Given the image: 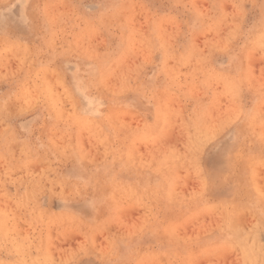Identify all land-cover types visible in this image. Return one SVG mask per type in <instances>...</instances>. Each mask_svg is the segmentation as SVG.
Instances as JSON below:
<instances>
[{"label":"rangeland","instance_id":"1","mask_svg":"<svg viewBox=\"0 0 264 264\" xmlns=\"http://www.w3.org/2000/svg\"><path fill=\"white\" fill-rule=\"evenodd\" d=\"M247 258L264 0H0V264Z\"/></svg>","mask_w":264,"mask_h":264},{"label":"bare ground","instance_id":"2","mask_svg":"<svg viewBox=\"0 0 264 264\" xmlns=\"http://www.w3.org/2000/svg\"><path fill=\"white\" fill-rule=\"evenodd\" d=\"M262 29V28H261ZM94 169V168H93ZM162 174V173H161ZM114 188V187H113ZM116 188H118V187H116ZM125 189V188H124ZM249 245H246V247H248ZM246 263L247 264H254V262L252 261V259L251 258H247L246 259Z\"/></svg>","mask_w":264,"mask_h":264}]
</instances>
